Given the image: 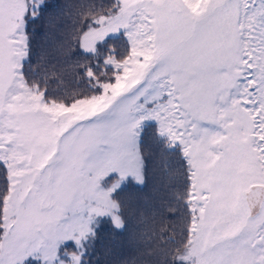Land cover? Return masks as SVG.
I'll return each instance as SVG.
<instances>
[{
    "label": "snow or ice",
    "instance_id": "1",
    "mask_svg": "<svg viewBox=\"0 0 264 264\" xmlns=\"http://www.w3.org/2000/svg\"><path fill=\"white\" fill-rule=\"evenodd\" d=\"M49 7L0 0V264H93L149 144L182 176L158 264H264V0H99L61 72L33 63Z\"/></svg>",
    "mask_w": 264,
    "mask_h": 264
},
{
    "label": "trees",
    "instance_id": "2",
    "mask_svg": "<svg viewBox=\"0 0 264 264\" xmlns=\"http://www.w3.org/2000/svg\"><path fill=\"white\" fill-rule=\"evenodd\" d=\"M99 0H49V9L45 13V21L55 15L58 16L57 24L61 32L49 43L44 36V28L36 27L35 52L33 63L36 64L42 50H47L51 63L48 71L61 72L63 68V56H58L57 48L60 40H73V26L76 15L81 10H87ZM42 22V23H44ZM55 65V68L52 67ZM71 71L70 69H66ZM69 81L71 77H66ZM147 155V182L144 186L128 184L126 195L131 197V206L127 208L128 227L125 231H114L106 225L101 232L96 244V253L93 264H158L160 245L166 242L167 237L172 236L171 228L180 221L173 219L178 213L153 211L154 208L166 207L171 200L173 188H178L182 179L179 164L173 175L177 178L175 185L166 178L159 168V161L151 154V145L146 148Z\"/></svg>",
    "mask_w": 264,
    "mask_h": 264
}]
</instances>
